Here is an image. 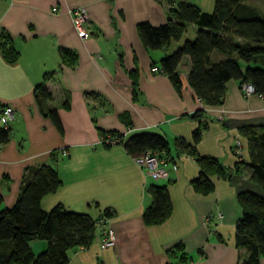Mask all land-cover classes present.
Masks as SVG:
<instances>
[{"label": "crops", "instance_id": "0c3cea01", "mask_svg": "<svg viewBox=\"0 0 264 264\" xmlns=\"http://www.w3.org/2000/svg\"><path fill=\"white\" fill-rule=\"evenodd\" d=\"M189 1L206 12L214 7V0ZM80 5L86 36L74 26L73 12ZM169 7L164 0H0V29L19 51L8 61L0 50V107L15 109L10 138L0 144V209L16 201L26 167L46 162L57 149L61 183L42 196L41 207L61 203L94 219L107 214L106 224L115 235L113 245L101 246L97 227L89 245L69 249L67 264H237L244 256L235 245V223L241 216L237 193L264 195L262 186L250 179L251 168L245 166L230 177L210 174L213 188L196 190L190 180L197 176L198 164L188 153L177 152L175 139L183 138L196 153L215 156L226 166L247 160L239 128L264 127V97L245 95L239 80L229 79L218 104L198 101L188 82V55L177 65L179 89L167 73L152 71V64L159 66L160 58L196 33L197 26L189 23L181 38L166 47L144 46L137 23L160 25ZM237 8L262 15L264 0H243ZM64 50L75 55L72 63L63 61ZM211 57L217 61L226 54L215 50ZM45 73H50L44 85L52 97L42 111L34 89ZM47 108L56 109L61 129L45 113ZM199 109V116H193ZM200 125L201 138L194 143L192 132ZM103 131H127V136L150 131L167 139L169 152L164 153L177 168L158 182L166 183L172 204L163 222L146 224L142 218L150 201L145 188L155 178L134 162L137 152L100 143ZM237 138L241 156L234 152ZM179 242L181 248H176ZM29 244L37 253L46 241L32 239Z\"/></svg>", "mask_w": 264, "mask_h": 264}, {"label": "trees", "instance_id": "16d2710c", "mask_svg": "<svg viewBox=\"0 0 264 264\" xmlns=\"http://www.w3.org/2000/svg\"><path fill=\"white\" fill-rule=\"evenodd\" d=\"M164 1L170 6L166 21L157 26L140 21L137 31L144 46L161 49L172 40L180 39L187 24L197 26L193 39L184 40L159 59L158 67L168 74L175 88L181 86L177 65L183 55H188L191 60L188 82L195 96H200L206 104L215 105L221 101L229 79L239 80L240 85L250 82L254 91L264 97V14L238 12L237 7L243 0H214L211 12L199 9L189 0ZM0 50L8 61L15 60L19 54L10 35L1 29ZM215 50L226 57L213 60L211 53ZM61 56L67 63L75 60V55L65 50ZM48 74L45 73L43 81L34 89L42 111L44 102L52 97L44 85ZM45 113L61 129L56 109L47 108ZM200 113L201 109L192 115ZM203 125L193 130L194 143L200 140ZM239 130L246 138L248 159H238L233 166L224 165L215 156L196 153L181 137L175 139L177 152L188 153L198 164V174L190 180L196 190L207 193L213 188L210 174L230 177L245 166L251 168L250 179L264 190V127L244 125ZM10 131V125H0V144L9 140ZM123 146L130 153L146 148L169 152L165 136L150 131L128 135ZM60 156L57 149H52L46 162L26 167L16 201L0 209V264H67L70 248L87 246L96 236V219L87 212L68 209L61 203L49 209L41 207L42 196L56 190L61 183L57 169ZM145 191L150 201L142 212L143 221L146 224L163 222L172 209L167 185L150 181ZM237 202L241 216L235 223V245L244 253L237 264H260L264 254V195L241 191L237 193ZM32 239L45 240V248L34 253L29 244ZM180 246V242L176 244V248Z\"/></svg>", "mask_w": 264, "mask_h": 264}, {"label": "built area", "instance_id": "2783aa9c", "mask_svg": "<svg viewBox=\"0 0 264 264\" xmlns=\"http://www.w3.org/2000/svg\"><path fill=\"white\" fill-rule=\"evenodd\" d=\"M73 20L74 26L80 36L88 35V30L84 26V22L86 21L85 9L82 5L77 6L73 12ZM152 71H162L160 67L155 64L151 65ZM241 90L245 95H249L254 93V86L250 82H242ZM196 99L200 102H204L200 96H196ZM206 109L207 107L204 106ZM221 111V112H220ZM218 113V117H222L224 112L221 109ZM15 119V109L10 104H5L0 107V122L4 126L11 125L12 121ZM127 138V131H117L110 132L104 131L102 134V138H100L99 142L103 145H112V144H122L123 141ZM240 140L237 138L234 144V152L241 156L240 150ZM134 162L143 168L147 175L152 178H167L169 177V173L171 170H175L177 168L176 162L173 160V157L170 155H165L164 150L146 148L141 152H138L134 155ZM209 217H206L208 220ZM109 220V215L102 214L95 220L96 227H100L101 236L99 238V243L101 246L113 245L115 242V235L111 227H109L106 223Z\"/></svg>", "mask_w": 264, "mask_h": 264}, {"label": "rangeland", "instance_id": "374dc122", "mask_svg": "<svg viewBox=\"0 0 264 264\" xmlns=\"http://www.w3.org/2000/svg\"><path fill=\"white\" fill-rule=\"evenodd\" d=\"M1 123V122H0ZM171 146V145H170ZM171 150L173 151V149L171 148ZM236 156H238L237 154H236ZM161 180H163V178H160V180L159 179H157V178H155L154 180H153V182H159V181H161ZM165 181H167V179H164ZM166 184V183H165ZM181 262H179L178 261V264H180ZM182 264V263H181Z\"/></svg>", "mask_w": 264, "mask_h": 264}]
</instances>
